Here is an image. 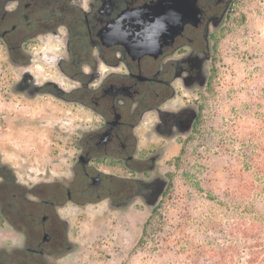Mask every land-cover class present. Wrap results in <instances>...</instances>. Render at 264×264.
<instances>
[{
	"label": "flooded vegetation",
	"instance_id": "1",
	"mask_svg": "<svg viewBox=\"0 0 264 264\" xmlns=\"http://www.w3.org/2000/svg\"><path fill=\"white\" fill-rule=\"evenodd\" d=\"M234 16L235 0H0V46L28 66L24 47L51 37L44 59L67 81L38 83L26 70L20 89L78 104L96 123L78 136L66 183L27 188L0 168V219L21 235L20 246L0 248V264H53L68 204L152 200L168 179L151 175L160 155L139 148L138 131L181 136L194 117L192 130L199 109L187 93L206 86L216 32Z\"/></svg>",
	"mask_w": 264,
	"mask_h": 264
},
{
	"label": "rangeland",
	"instance_id": "2",
	"mask_svg": "<svg viewBox=\"0 0 264 264\" xmlns=\"http://www.w3.org/2000/svg\"><path fill=\"white\" fill-rule=\"evenodd\" d=\"M216 36L206 64V86L187 93L199 109L192 130L166 139L150 136L149 124L138 131L139 148L150 147L149 153L160 155L151 175L168 179L146 234H197L192 230L196 223L187 224L186 217L206 215L208 193L218 195L231 184L233 157L225 149L236 146L234 141L248 131L255 117L251 96L264 89V0H235L234 18ZM56 43L47 37L45 43L36 40L25 46L24 54L33 59L28 66L0 46V168L8 169L27 188L66 183L78 136L96 124L78 104L31 96L20 89L26 70L38 83L46 79L67 83L54 76L52 62L44 59V52L55 51ZM151 202L136 198V204L122 207L106 200L83 208L66 205L61 215L68 220V234L53 264H147L150 253L136 249V243L155 208L148 205ZM20 245L21 235L0 219V248Z\"/></svg>",
	"mask_w": 264,
	"mask_h": 264
},
{
	"label": "trees",
	"instance_id": "3",
	"mask_svg": "<svg viewBox=\"0 0 264 264\" xmlns=\"http://www.w3.org/2000/svg\"><path fill=\"white\" fill-rule=\"evenodd\" d=\"M251 99L255 117L248 131L225 149L233 157L231 184L208 193L206 215L186 217L197 234H146L156 204L136 243L150 253L147 264H264V89Z\"/></svg>",
	"mask_w": 264,
	"mask_h": 264
},
{
	"label": "water",
	"instance_id": "4",
	"mask_svg": "<svg viewBox=\"0 0 264 264\" xmlns=\"http://www.w3.org/2000/svg\"><path fill=\"white\" fill-rule=\"evenodd\" d=\"M157 23H160L159 18L157 19ZM128 30H129L130 32H132V29H130V27L128 28ZM131 35H132V33L130 34V36H131ZM202 85H203V84H202ZM193 118H194V117H192V118L189 120V123H188V125L186 126V129L184 130V132H188V131L190 130V126H191V123H192V121H193ZM164 188H165V184H163V185L161 186V188L157 191V193L155 194L154 198L152 199V202L148 204L150 207H153V206H155V205L157 204L159 198L161 197V195H162V193H163V191H164Z\"/></svg>",
	"mask_w": 264,
	"mask_h": 264
}]
</instances>
